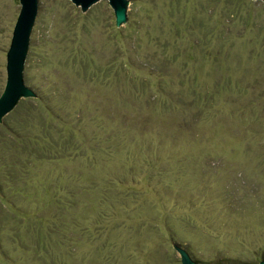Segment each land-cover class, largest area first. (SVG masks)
I'll return each mask as SVG.
<instances>
[{"label": "rangeland", "instance_id": "rangeland-1", "mask_svg": "<svg viewBox=\"0 0 264 264\" xmlns=\"http://www.w3.org/2000/svg\"><path fill=\"white\" fill-rule=\"evenodd\" d=\"M20 4L0 0V95ZM131 8L117 26L108 0H38L23 72L36 96L0 136L28 119L54 158L13 171L0 137V264H182L174 246L198 264L264 260V2ZM163 61L166 93L149 66ZM186 73L198 105L175 94Z\"/></svg>", "mask_w": 264, "mask_h": 264}, {"label": "water", "instance_id": "water-1", "mask_svg": "<svg viewBox=\"0 0 264 264\" xmlns=\"http://www.w3.org/2000/svg\"><path fill=\"white\" fill-rule=\"evenodd\" d=\"M82 11H87L99 0H70ZM256 1V0H254ZM263 1L264 0H260ZM114 11L115 23L120 26L132 17L131 0H108ZM20 8L7 49L6 83L0 95V123L22 98H33L36 93L25 84L24 65L29 48L31 31L38 10V0H20ZM174 246V245H173ZM180 253L182 264H198L181 247L174 246ZM224 264V263H217ZM258 264H264L261 260Z\"/></svg>", "mask_w": 264, "mask_h": 264}, {"label": "trees", "instance_id": "trees-1", "mask_svg": "<svg viewBox=\"0 0 264 264\" xmlns=\"http://www.w3.org/2000/svg\"><path fill=\"white\" fill-rule=\"evenodd\" d=\"M212 1L218 3L222 0H212ZM223 1L225 2V4H232V5L236 2H238V0H223ZM199 21H203V20L200 19ZM203 26H204V24H203ZM138 64H139V65H137L138 69L139 68H142V69L145 68L143 66V64H140V63H138ZM147 65H148V63H147ZM166 65H167V62H165V61L157 62L156 64H149V66L152 68L151 73L156 74V76H157L156 78H158L157 83H155V85L153 87H155V86H156V88L158 87V90H160V93H163V92L166 93V91H167L166 88L175 87V85H176V82L174 84V80H172L173 82L170 81V83L167 84V80L164 79V77L166 75H165V73L160 71V69L162 67L165 68ZM185 76L184 77L179 76L180 77L179 81H180L182 89L178 90V92L175 94L179 97V99L181 98L180 100L184 101L185 98L191 99V102H190L191 104H193V105L197 104L198 105L199 103L202 102L201 99H203V97L200 94L201 91H199L198 87L196 86L197 85V77L194 75H190L189 73H186ZM131 78H132L131 79V81H132L133 79H135V76L131 77ZM133 84H134L135 88H145L146 87L145 82L143 80H139V79L135 80ZM168 85H170V86L168 87ZM172 89H174V88H172ZM172 89H170V90H172ZM206 89H208L206 91L208 93V96H206V97H207V99H210L212 96V93L210 92L209 87H206ZM167 94L170 97V96H172L170 94H174V93L169 91V92H167ZM170 98H172V97H170ZM2 129H4L3 124L0 123V130H2ZM33 129H34V122L31 123L28 119H26L24 121L23 126H21V127L14 126L10 129H8V133L6 136L1 135L2 137H7L6 143L8 145V149H11L9 151L3 150V152H2V155H3L2 158L5 156L6 152H9L6 154V157H8V156L10 157V161L7 162V166L11 170H13V171L19 170L22 172V165H24L26 162H28V163L30 162V164H31L33 161H35L39 157H40V159H41V157H43L45 159L54 158L52 155V149L53 148L48 147V146L40 147L41 144H40V141L38 140V138L31 134V133H33ZM23 147H26L24 149H30L31 151L24 152L22 150ZM37 153L39 155L40 154L41 155L36 157ZM11 175H13L12 172H11Z\"/></svg>", "mask_w": 264, "mask_h": 264}]
</instances>
